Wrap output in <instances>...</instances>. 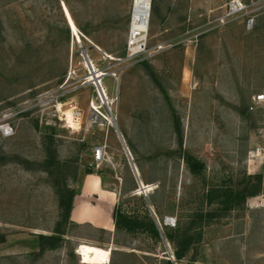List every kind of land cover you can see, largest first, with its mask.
<instances>
[{"label": "rangeland", "instance_id": "obj_1", "mask_svg": "<svg viewBox=\"0 0 264 264\" xmlns=\"http://www.w3.org/2000/svg\"><path fill=\"white\" fill-rule=\"evenodd\" d=\"M228 1L151 0L147 39L133 52L132 0H0V125L12 129L0 134V264H81L83 243L110 247L108 264H264V160L249 158L264 146V110L247 111L264 89V0H251L262 5L252 30L242 18L212 29ZM82 51L110 106L86 83ZM56 100L65 113L76 105L77 129L57 120ZM100 146L103 160L91 167ZM87 175L139 229L69 221L60 248L39 255L38 235H52L59 221L53 184L76 195ZM259 175L261 192L235 201Z\"/></svg>", "mask_w": 264, "mask_h": 264}, {"label": "built area", "instance_id": "obj_2", "mask_svg": "<svg viewBox=\"0 0 264 264\" xmlns=\"http://www.w3.org/2000/svg\"><path fill=\"white\" fill-rule=\"evenodd\" d=\"M150 3L145 6L146 8L140 9L139 12L142 15H146L147 19L151 13V0ZM140 0V4H141ZM132 9L130 20L132 21L135 17L136 11V0H132ZM262 5L261 1H245V0H229L222 8V12L217 17L208 21V25H211V28L214 29L218 26L226 25L227 23L237 19L242 18L245 21V29L250 31L252 30L255 19L258 16V13L261 11ZM211 13V12H210ZM210 15V14H209ZM143 17V16H140ZM144 47V46H143ZM105 97V96H104ZM56 102V113L57 120L63 124V126L67 129H73V125L77 127L80 126V120L82 118L81 112L77 109L76 105L69 104V112L71 113V121H69L66 117V113L61 111L62 103L58 100ZM93 112L98 114L94 108H92ZM264 110V89L258 94L251 97L250 102L247 107V111L250 114H255L256 112ZM12 133V129L9 125H0V134L2 136H10ZM104 148L97 147L93 151V163L90 164L91 167L97 166L99 162L103 160ZM249 158L252 160H258L260 163L264 160V146L257 147L255 152L249 153ZM143 194H145V189L142 187ZM174 221L170 218H165L164 225L173 224Z\"/></svg>", "mask_w": 264, "mask_h": 264}, {"label": "trees", "instance_id": "obj_3", "mask_svg": "<svg viewBox=\"0 0 264 264\" xmlns=\"http://www.w3.org/2000/svg\"><path fill=\"white\" fill-rule=\"evenodd\" d=\"M142 65L149 72V75L153 77V74L151 73L147 63L143 62ZM48 153H49L47 156L48 158L44 163L45 165L44 167L46 169L50 168L54 161V154L50 152ZM249 180L250 181L255 180V184H250L248 186L246 185L242 189L240 190L237 189L235 192H233L234 195L233 197L235 201L237 200V202L244 203L247 197H256L261 192V185H262L261 176L260 175L252 176V177L250 176ZM53 187L55 189V194L58 199L59 221L55 225V228L52 231V235L49 236L38 235L37 238H38L39 255L43 254L46 251H52L57 248H60V246L62 245L63 233L61 231V227L69 223L72 203L75 197L74 190L70 189L65 183L62 184L61 186L58 184H53ZM112 218L116 229H124L128 232H134L137 229H139V223L137 222V220L134 221L130 218H127L116 211L113 213ZM150 231L155 238L159 237V233L153 224H151ZM168 238L173 242L171 236H168ZM175 245L176 247L183 246V244H179L178 242H176ZM183 255H184L183 252L181 253L176 252L175 258L177 260H180L183 257ZM167 264H172V263L168 261Z\"/></svg>", "mask_w": 264, "mask_h": 264}, {"label": "bare ground", "instance_id": "obj_4", "mask_svg": "<svg viewBox=\"0 0 264 264\" xmlns=\"http://www.w3.org/2000/svg\"><path fill=\"white\" fill-rule=\"evenodd\" d=\"M149 1L150 0H141L142 3L140 4V0H136L137 13L135 17L133 18V20L132 21L130 20V24H129V41H130L131 50L133 52L138 51L139 48H141V46H136L137 44L147 39V35L149 31V24H150V15H149V18L147 19L146 15H142L139 12V10L146 8L145 7L146 5L148 7V4L150 3ZM61 7H62V12H63L66 25L71 32L73 41H75V43L79 45L81 43V35L75 25V22L72 16L70 15L66 5L62 3ZM140 16H143V17H140ZM88 60L91 64V67L93 68V73L89 74V76L87 77L86 83H90L92 86H94V88L95 86H98L99 84L105 97L103 98L101 95H99L96 92L97 98L101 104L105 105L104 102H106L108 106H110L112 104V101H110L107 98L105 90L103 89L101 85L102 82L100 81V77H102L101 76L102 74L100 73V71H97L95 69L93 62H91L89 57H88ZM84 65L89 71L88 66L85 63V60H84ZM71 116L72 115L69 111L66 112V117L69 121H71ZM106 121L110 125L115 127V118L112 117V114L108 115ZM77 128L78 127L76 125H73V129H77ZM115 129H116L119 139L121 140L119 133L117 131V128ZM142 187L146 190V192L151 190L149 186L142 185ZM111 253H112V249L110 247L102 248V247H98L95 245L84 244V243L78 245L75 249V254L78 257L81 264H108Z\"/></svg>", "mask_w": 264, "mask_h": 264}, {"label": "crops", "instance_id": "obj_5", "mask_svg": "<svg viewBox=\"0 0 264 264\" xmlns=\"http://www.w3.org/2000/svg\"><path fill=\"white\" fill-rule=\"evenodd\" d=\"M111 193L102 188L98 176H85L79 193L73 199L69 221L76 225L88 224L103 231H113L111 221L115 194ZM86 200H97L98 205H87Z\"/></svg>", "mask_w": 264, "mask_h": 264}, {"label": "water", "instance_id": "obj_6", "mask_svg": "<svg viewBox=\"0 0 264 264\" xmlns=\"http://www.w3.org/2000/svg\"><path fill=\"white\" fill-rule=\"evenodd\" d=\"M82 56H83V59L85 60V63H86L87 66H88L89 74H90V73H93V68L91 67V64H90V62H89V60H88V57H87V55L85 54L84 51H82ZM97 84H98V82H97ZM95 90H96V92H97L99 95H101V96L104 98L103 91H102L101 87L99 86V84H98V86H95ZM126 154H127V156L129 157V160H130V162H131V157H130L129 152L127 151V149H126ZM131 169H132L133 174H134L135 176H137V171H136V168H135V166L133 165V163H131ZM141 188H142V186H141Z\"/></svg>", "mask_w": 264, "mask_h": 264}]
</instances>
